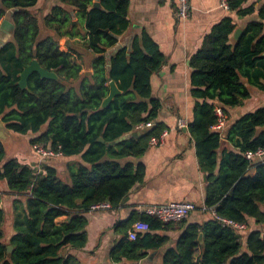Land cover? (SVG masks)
Wrapping results in <instances>:
<instances>
[{
	"label": "trees",
	"instance_id": "16d2710c",
	"mask_svg": "<svg viewBox=\"0 0 264 264\" xmlns=\"http://www.w3.org/2000/svg\"><path fill=\"white\" fill-rule=\"evenodd\" d=\"M225 2L228 15L188 58L189 91L196 100L187 126L206 181L204 205L245 228L223 225L210 211H204L201 221H190L188 215L176 222L132 212L112 227L119 238L109 248L108 264H145L150 252L163 248L161 264H264V162L246 157L247 151L264 150V106L241 115L226 132L212 128L216 106L227 111L248 99L251 87L264 89V1ZM100 3L93 7V0H57L44 12L35 8L37 0H0V22L9 11L14 25L0 48V115L8 129L28 138L31 149V159L24 161L21 153L7 156L0 142V183L12 209V232L6 239L0 203V264H83L74 251L86 246L90 206L103 201L119 206L144 180V164L134 159L146 152L152 136L166 130L156 121L162 102L152 96L150 81L166 56L142 32L129 49L108 57L130 25L129 2ZM73 12L77 24H72ZM235 16L252 17L233 39ZM61 38H67L65 51ZM85 51L91 54V72H82ZM32 59L58 79L33 72L21 88L20 72ZM110 80L121 93L100 108ZM146 122L152 125L137 129ZM134 131L138 135L132 136ZM121 136L125 138L109 144ZM224 138L234 150L221 151ZM35 144L60 157L80 156L66 162L70 183L48 161L56 157L39 161ZM136 220L148 229L129 239L127 231ZM168 229L178 231L172 244L160 233Z\"/></svg>",
	"mask_w": 264,
	"mask_h": 264
},
{
	"label": "crops",
	"instance_id": "0c3cea01",
	"mask_svg": "<svg viewBox=\"0 0 264 264\" xmlns=\"http://www.w3.org/2000/svg\"><path fill=\"white\" fill-rule=\"evenodd\" d=\"M94 1L100 3V0ZM188 1L187 16L179 18L177 16L179 0H128L127 17L130 25L126 32L117 37L116 44L106 53L109 57L120 48L129 49L133 37L142 32L147 33L157 43L160 51L166 56V63L159 72L151 76V94L162 102L156 121L162 122L167 132L162 144L149 145L139 159H134L135 162L144 164L145 176L141 183L135 184L130 189L124 201L116 208L88 211L86 214L87 243L82 250L74 251L83 264H108L109 248L119 238L112 227L117 222L128 219L132 212L143 213V208L147 205L190 200L200 209L190 213L187 219L201 221L206 216L201 211V206L204 205L206 181L204 173L199 168L195 142L187 126L192 119L196 100L189 91L191 69L188 58L198 50L203 37L210 32L213 25L228 15L229 11L220 6L221 0ZM254 1L257 0H249L248 3ZM56 3L57 0H37L35 8L41 7L44 12H47L49 7ZM251 17L235 16L237 28L243 30ZM4 18L12 22L9 11ZM72 20L78 21L74 12ZM232 38L236 39L233 35ZM59 42L60 49L67 50V38H61ZM83 53L85 63L82 65V72H91V68H88L91 54L86 51ZM262 106H264V89L251 87L248 99L225 111L223 131L226 132L230 123L236 121L241 115ZM180 118L186 121V126H177ZM223 149L234 150V147L224 138L221 151ZM30 152L31 149L25 151L27 154H22L21 159L24 161L31 159ZM74 159H80V156H58L51 162H54L61 172L66 170V162ZM254 159L264 162V153ZM254 172L255 169L252 170V175ZM253 227L260 226L253 225ZM11 232L12 229L10 234ZM177 232V230L168 229L160 233L168 235L170 240L167 244H172ZM163 250L164 248L161 249ZM161 251L150 252L143 260L145 264H161Z\"/></svg>",
	"mask_w": 264,
	"mask_h": 264
},
{
	"label": "built area",
	"instance_id": "2783aa9c",
	"mask_svg": "<svg viewBox=\"0 0 264 264\" xmlns=\"http://www.w3.org/2000/svg\"><path fill=\"white\" fill-rule=\"evenodd\" d=\"M220 6L224 9L227 8V4L225 0L220 1ZM189 9V1L188 0H179V5L177 9V16L179 18H185L188 14ZM214 112L217 116L216 123L212 126L214 130L220 131V133H223V128L225 125V119L226 114L225 111L220 106H216L214 109ZM152 125V122H146L139 126H137V129H141L144 127H150ZM178 127L186 126V121L182 118L178 119L177 121ZM166 130L163 131L158 137L152 136L149 140V145H156V144H162L164 136L166 135ZM34 152L39 156V161L42 162L45 159H49L51 157H58L60 156V152H56L55 150L51 149L50 147H45L42 144H35L33 145ZM264 153V150L257 149L256 151H247L246 157L248 159H253L256 156H260ZM40 169V167H39ZM2 196L0 192V197ZM111 209V205L107 201L95 203L90 206L89 211H101V210H107ZM196 209V204L190 200H182V201H170L167 203L162 204H151L147 205L143 208V213L146 215H153L156 216L158 219L162 221H180L184 218H186L192 211ZM201 211H210V214L219 220L223 225L231 226L235 229H244L245 224L243 223H237L231 219L224 218L222 216H219L213 211L212 208L206 207L205 205L201 206ZM148 229V225L141 221L136 220L131 224V227L127 231V236L129 239H135L137 234L141 231H146Z\"/></svg>",
	"mask_w": 264,
	"mask_h": 264
},
{
	"label": "water",
	"instance_id": "95a60500",
	"mask_svg": "<svg viewBox=\"0 0 264 264\" xmlns=\"http://www.w3.org/2000/svg\"><path fill=\"white\" fill-rule=\"evenodd\" d=\"M93 7H100V3L98 1L93 2ZM72 24H77L76 21L72 20ZM13 23L8 19H2L0 22V48L10 39L12 30H13ZM242 30L237 28L234 30L233 36L234 38H238V36L241 34ZM33 72H37L41 78L46 79H58V76L54 71L47 70L43 68L39 62L36 59H32L30 63L25 66L22 71L20 72V79L18 81V84L21 88H25L27 85V79L29 75ZM108 94L102 98L100 103V108L106 107L111 100L114 98V96L121 93L120 89L116 86L115 82L113 80H110L108 82ZM132 136L138 135L136 132L131 133ZM125 136H121L118 139L110 142L109 144H114L115 142H118L122 139H124ZM16 139V135H14V132H12L10 129H8L5 125V123L2 121V117L0 115V142L2 143L5 152L8 156H12L16 151H27V149L18 148V146L12 147L11 140ZM99 141H103L102 136L99 137ZM10 143V146L7 147V144ZM10 153V154H8ZM201 239V236L199 237ZM12 251V246H7V252Z\"/></svg>",
	"mask_w": 264,
	"mask_h": 264
},
{
	"label": "rangeland",
	"instance_id": "374dc122",
	"mask_svg": "<svg viewBox=\"0 0 264 264\" xmlns=\"http://www.w3.org/2000/svg\"><path fill=\"white\" fill-rule=\"evenodd\" d=\"M59 44H60V42H59ZM60 47H61V45H60ZM14 135H16V139L11 140L12 147L18 146V148H23L25 150L27 149V151H29L30 145L28 142V138L26 136H24L22 134H18V133H14ZM9 146H10V143L7 144V147H9ZM22 152L25 153V151L18 150V152L16 151L14 153V155L18 154V153L23 154ZM8 154H10V153H8ZM51 161L52 160H50V162ZM59 176L63 180V182L70 183V178H69V176H67L66 171H62L59 174ZM0 186H1L0 192L2 193V198H1L0 203H1V206L4 207V209H5V220H4L1 228H2V232L4 233V236H6V239H7V236L10 234V229H11L10 224L12 226V209H11V206H9L8 202L6 201V200H8L9 196H8V194L5 193L4 185L2 184V182H1ZM195 210H197V209H195Z\"/></svg>",
	"mask_w": 264,
	"mask_h": 264
}]
</instances>
